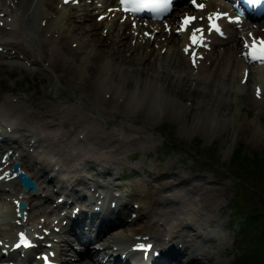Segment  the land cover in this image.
I'll return each instance as SVG.
<instances>
[{
  "label": "bare ground",
  "instance_id": "1",
  "mask_svg": "<svg viewBox=\"0 0 264 264\" xmlns=\"http://www.w3.org/2000/svg\"><path fill=\"white\" fill-rule=\"evenodd\" d=\"M199 3L204 5L202 9H198ZM80 4V11L75 13L73 9L78 6L73 0H0V67L11 66L4 59H20L31 66L40 65L50 70L51 76L57 77L66 92L78 98L105 122L118 127L111 133L104 121L90 118L75 103L64 100V96L54 100L41 99L29 106L23 99L18 102L9 97L0 99V264L7 257L2 254V249L24 229L31 232V239L37 244L27 251L32 255L31 264H40L45 257L58 260L60 264H223L213 258L209 248H199L194 239L207 237L198 231V220L210 225L216 220L213 210L222 208L218 203L222 184L218 181L213 183L207 176L198 179L182 176L172 170L174 166L170 164V170L160 173L164 181L156 184L155 188L159 192L173 191L175 199L167 192L162 200L146 192L135 198L136 206H129V202L115 211L105 207L104 200L98 202L97 197L85 196L83 192H75L74 188L76 191L79 188L91 190L87 179L94 181L97 176L101 178L109 174L111 164L124 163L123 152L144 149L152 140L146 136L148 127L144 123L139 127L131 126L127 122L131 115H125L112 104L107 105L98 96L99 92L109 94L111 98L117 93L122 94L123 86L131 87L126 77L134 70L143 68L150 71V74L144 72L147 83L143 108L149 107L152 98L158 97V92L163 98L181 102L185 97L192 99L198 93L197 86H219L221 90L223 85L230 83L238 89L253 84L260 87V97L249 89L248 94L254 103L263 101L264 108V61L250 60L247 52L239 47L240 38L264 41V19L251 16V20H232L237 17L236 12L233 13L226 0H196L195 4L188 0L157 21L132 18L122 13L116 0H84ZM184 10H192L196 18L195 22L181 27L178 15ZM20 12L21 20L41 21L36 32L22 33L23 39L35 42L39 54L25 44L15 28L9 26L14 25L15 20L19 25ZM177 21L179 25H176ZM212 21L221 25L224 36L217 35L210 27ZM195 24L203 30L196 32L197 42L192 39L197 29ZM70 68L77 69L79 74L70 76ZM49 78L52 85L53 79ZM130 91L134 92L132 88ZM57 93L51 88V97ZM120 94L114 100L116 104ZM132 121L138 122V119L133 117ZM13 130L19 133L15 138L10 135ZM72 132L80 133L79 140L86 145L80 147L77 140H69ZM5 142L8 143L6 147L3 146ZM21 143L42 147L44 156L39 161L45 163L42 168L23 150ZM48 154L58 156L50 160ZM10 160L19 161V169L35 182L48 180L49 165L57 167V171L63 174H59L63 179L56 182L61 186L48 188L51 183L44 182L43 190H23L15 171L9 168ZM102 163L109 165L90 172L95 164ZM84 170L86 177L81 173ZM171 174H175L174 177L166 182V177ZM116 179L114 176L110 181L95 182L111 184L114 188L110 187L108 191L116 195ZM9 183H13V190L6 188ZM44 187L48 190L42 196ZM68 188L70 193L65 190ZM106 193L99 194L104 196ZM53 194L55 199H52ZM63 194L64 199L60 201ZM114 195L109 197L110 203L112 200L121 202ZM21 199L27 203L24 218H19L15 211L16 203ZM84 202L90 209L89 213L83 212ZM190 203L197 208V225L181 217L172 227L174 224L168 222L173 210L167 206L171 204L185 212L187 207L183 204ZM68 204L69 207H64L58 218V208ZM76 206H80L79 213H82L79 221L76 224L72 222L71 227L69 215ZM131 212L135 214L132 218ZM140 217L144 219L135 223ZM155 226L161 228L153 230ZM40 234H44L42 238ZM137 240L152 243L149 251H156V256L151 261L136 258L141 254L140 251L132 252V245ZM114 253L124 254L119 258L114 257ZM73 256H79V259ZM101 258H106L105 262Z\"/></svg>",
  "mask_w": 264,
  "mask_h": 264
},
{
  "label": "rangeland",
  "instance_id": "2",
  "mask_svg": "<svg viewBox=\"0 0 264 264\" xmlns=\"http://www.w3.org/2000/svg\"><path fill=\"white\" fill-rule=\"evenodd\" d=\"M80 1L83 2V0ZM73 12L78 11L73 9ZM15 22L14 25L9 26L15 28L19 35L21 34V39H23L22 33L29 30L36 32L41 24V21L33 23L31 20H21V12L18 20L19 25L17 20ZM23 41L32 50H37L35 42L27 38ZM241 41L239 40V47L243 45ZM37 52L39 54V50ZM4 62L10 63L11 66L0 67V99L9 97L16 102L23 99L24 104L29 106L41 99L54 100L64 96V100L68 99L75 103L90 118L104 121L103 123L111 129V133L113 130L117 131L115 130L118 129L117 126L105 122L104 118L99 117L94 111L79 102L78 98L66 92L57 77L51 76L50 70L44 69L40 65L31 66L20 59H4ZM146 71L150 74L149 70L140 68L132 71L126 77L134 92L131 93L130 88L123 86L124 92L117 93V96L121 95L117 104L114 101L116 95L111 98L109 94L98 93V96L102 97L107 105L112 104L125 115H131L127 120L131 126L139 127L141 123H144L148 127L146 136L152 138L144 149L128 150L129 156L127 152H123L121 156L124 163L122 165L111 164L112 171L103 176L107 175L109 178L115 176L118 181L126 177L122 182L126 188L125 193L129 194L130 204L127 203L129 206L135 204V198L142 194L145 195L146 192H150L154 198L160 200L164 198L163 194L166 192L171 198H176L171 190L159 192L155 188L156 184L164 181L165 178H162L160 173L165 172L166 169L170 170L171 167H168L170 164L174 166L172 170L178 171V174L182 176H194L197 179L207 176L213 183L218 181L219 184H222L218 197V203L222 205V208L217 207L213 210L216 220L210 225L198 220V231L200 230V233L207 237L205 236L206 239L203 240L194 239L200 248H209L213 258L220 260L223 264H264V238L260 235L264 229V167L258 169L254 162H250L249 167L246 166L248 165L247 159L254 158V155H257L255 158L264 160L263 101L254 103L248 94L250 90L251 93L259 97L260 87H255L253 84L251 86L244 85L238 89L230 83L223 85L220 90L219 86L201 85L196 87L198 93L192 99L185 97L181 102L163 98L159 96L158 92V97L152 98L149 107L143 108L144 87L147 83ZM68 74L75 76L79 73L77 69L70 68ZM49 77L53 79L52 85H50ZM150 84H148L149 87ZM51 88L58 92L54 97L50 96ZM182 93L184 91H181ZM201 93L203 96L200 97ZM137 104L138 106H136ZM133 117H136L138 122H133ZM18 134V130H13L10 133L14 138ZM79 135L80 133L72 132L68 139L77 140V144L82 147L86 145V142L80 141ZM20 140L22 139L20 138ZM25 143H21L23 150L25 149L24 151L36 165L43 167L45 163L39 162L44 156L42 147L37 145L29 147ZM7 144L4 143L3 146L6 147ZM237 150H239V155L244 157L240 163L235 160ZM48 155L50 160L52 157L58 156ZM63 155L65 156L66 153ZM102 165L105 168L109 164H95L90 172H96L98 168L102 169ZM52 167L49 165L50 170L47 171L56 176L62 174L56 168L51 169ZM86 170L81 172L85 177ZM233 173H239L246 182L237 180ZM174 175L167 176L166 182H170ZM53 178L55 179V177ZM48 180H38V190H43L41 187L44 182H50ZM86 181L88 185L91 182H88V179ZM10 185L12 186L13 183ZM251 185L256 187V190L250 189ZM49 187L52 188V185L49 184ZM46 190L48 189L44 187L42 196L45 195ZM52 196V199H55V194ZM37 199L35 201H38ZM183 205L187 207L185 212L175 209L171 204L167 206L168 209L173 210L171 220L168 222L174 224L172 227H175L177 218L181 217H185L197 225L196 205L191 203ZM60 208L56 214L58 217L62 214ZM246 210L257 211L260 214L252 219L240 221L242 217L239 218V213H245ZM124 216L127 215L124 214ZM130 216V218L134 217V212H131ZM143 219L144 217H140L135 223ZM78 257L73 256L74 259H79Z\"/></svg>",
  "mask_w": 264,
  "mask_h": 264
},
{
  "label": "snow or ice",
  "instance_id": "3",
  "mask_svg": "<svg viewBox=\"0 0 264 264\" xmlns=\"http://www.w3.org/2000/svg\"><path fill=\"white\" fill-rule=\"evenodd\" d=\"M65 2H67V0H65ZM128 0H121V3H127ZM196 0H193V3L195 4ZM252 2H258V0H252ZM200 8H203L204 5H199ZM132 11H138L139 9L138 8H132L131 9ZM195 19V17H188L187 19H185L184 21V25H188L190 24L193 20ZM209 20L211 21L212 20V17L209 16ZM213 28H216V30H219L216 25H212ZM203 31L202 29H196L193 33V41L194 42H197L196 41V32H201ZM147 35V34H146ZM185 51H188V49H185ZM252 58L255 60V59H259L261 61H264V42H262L261 44V47L259 49H257L255 46H253L252 48ZM21 239H22V242L24 243H27V241L24 239L23 237V234H21Z\"/></svg>",
  "mask_w": 264,
  "mask_h": 264
},
{
  "label": "trees",
  "instance_id": "4",
  "mask_svg": "<svg viewBox=\"0 0 264 264\" xmlns=\"http://www.w3.org/2000/svg\"><path fill=\"white\" fill-rule=\"evenodd\" d=\"M255 157H257V155H254V158L247 159L248 160V165H246V166L249 167V163L250 162H252V163L254 162V164H256V166L258 167V169L264 167V160L263 159L260 160V159H257ZM255 159H257V160H255ZM235 160H237L238 163H240L241 161L244 160V157L242 155L241 156L239 155V150L236 151ZM233 175L236 177L237 180L244 181L239 173H233ZM244 182H246V181H244ZM249 188L256 190V187H254L252 185L249 186ZM238 209L240 211L239 207H238ZM246 211L247 212H245V213H243V212L239 213V218L242 217L241 219H243V220L240 219V221H245L246 219H252L254 216L260 214V213H257V211H255V212H251V211H248V210H246ZM261 236L264 238V229H262V235Z\"/></svg>",
  "mask_w": 264,
  "mask_h": 264
},
{
  "label": "water",
  "instance_id": "5",
  "mask_svg": "<svg viewBox=\"0 0 264 264\" xmlns=\"http://www.w3.org/2000/svg\"><path fill=\"white\" fill-rule=\"evenodd\" d=\"M19 175H20V180L22 181L23 186L25 188L35 189L34 182L29 178V176L22 174V172H19ZM23 206H24V203L23 202H20L19 203V210Z\"/></svg>",
  "mask_w": 264,
  "mask_h": 264
}]
</instances>
